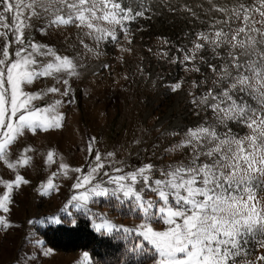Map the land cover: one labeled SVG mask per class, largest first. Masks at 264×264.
<instances>
[{"label": "rangeland", "instance_id": "obj_1", "mask_svg": "<svg viewBox=\"0 0 264 264\" xmlns=\"http://www.w3.org/2000/svg\"><path fill=\"white\" fill-rule=\"evenodd\" d=\"M44 3L48 4V0ZM240 4L264 11L258 0H124L125 6H132L143 15L122 25L94 22L105 29H115L117 39L107 36L99 41L94 38V31L89 35L86 26H77L79 21L55 25L50 23L54 18L51 11L44 12L37 7L38 14L30 18L25 11V22L29 25L24 29L25 42L46 45L56 55L73 60L76 67L75 74L62 71L22 86L27 93L59 88V92H48L32 103L48 107L60 101L51 114L62 120L61 127L46 131L24 129L6 150L7 163L0 160V181H14L17 175L28 181L13 188L10 212L0 211L11 225L0 230V264H91L90 254L89 260H84L83 253L87 251H60L35 243L43 241L41 229L58 224L52 217L59 218L60 223L74 224L78 215H83L92 222L95 231V225L105 218L130 229L142 223L143 214L139 210L131 211L132 205L120 204L115 198L93 197L88 210L78 211L69 205L62 211L71 196L83 191L73 185L88 174L95 164L97 151L105 168L93 183L102 182L103 186L111 188L114 185L107 184L108 177L103 173L117 175L113 171L116 167L132 171L151 163L156 166L153 175L159 178L160 169L181 162L187 164L192 158V148L175 146L186 139L189 129L214 125L218 132L227 133L231 129V134L240 138L252 134L251 129L235 121H227L225 127L213 110L201 103L208 90L217 87L215 82L219 79L210 65L222 69L232 49L227 43L214 48L199 39L198 34L214 37L216 30L229 32L231 28L234 32L243 27V11L239 19L232 12ZM260 11H252L250 19L254 23L249 27L264 33V17ZM67 13L65 8L62 14ZM250 35L257 40L262 38L255 32ZM4 42L5 38L0 36V47ZM196 43L204 46L196 49ZM18 47L20 45L11 43L10 53ZM186 55L191 58L185 59ZM37 59L44 63L54 61L53 56ZM64 80L68 81L67 85ZM176 84L180 87L173 90ZM66 89L68 94L63 95ZM245 99L254 107L258 106L249 97ZM109 152L114 155L108 157ZM22 159H27V163H18ZM8 163L15 167L9 168ZM61 164L68 168L62 169ZM77 168L81 171L76 172ZM49 179L55 187L44 193L43 186ZM259 179L264 180V177ZM4 191V184L0 183V195ZM145 195L162 203L151 191H146ZM259 196L264 200V191H260ZM153 212L157 218L151 221V227L155 231H166L169 225L159 218L157 209ZM118 233L132 245L143 242L148 249L146 253L152 256L144 264H154V249L147 241L134 232ZM260 239L259 236L248 238L244 245L247 255L237 257V264H264V260L258 259L264 256Z\"/></svg>", "mask_w": 264, "mask_h": 264}, {"label": "snow or ice", "instance_id": "obj_2", "mask_svg": "<svg viewBox=\"0 0 264 264\" xmlns=\"http://www.w3.org/2000/svg\"><path fill=\"white\" fill-rule=\"evenodd\" d=\"M258 2L264 8V0ZM37 7L44 12H52L54 18L51 24L67 25L79 21L77 26H86L90 30L89 35L94 31L97 41L107 36L113 40L117 37L115 29L108 30L94 22L122 25L124 21L143 15L142 11L125 6L124 0H48V4L44 0H0V36L5 38L0 47V160L6 163V150L24 129L46 131L61 127L62 117L51 114L60 101L48 107H38L32 103L48 92H59V88L27 93L22 86L62 71L75 74L76 66L67 56L56 55L46 45L25 42L24 29L29 25L25 22L24 13L27 10L29 18L37 15ZM65 8L68 9L67 15L62 14ZM241 11L244 26L234 32L230 28L229 32L216 30L214 37L198 34L199 39L214 48L227 43L232 49L222 69L210 65L219 79L215 82L217 87L209 89L201 103L211 108L219 123L225 127L227 121H235L251 129L252 134L240 138L231 134V129L227 133H220L214 125L189 129L185 133L186 139L175 146L192 148V158L187 164L181 162L160 169L159 178L153 175L156 166L151 163L132 171L116 167L113 171L117 175H109L106 171L103 173L108 177L107 184L114 185L111 188L103 186L102 182L93 183L97 174L105 168L97 151L95 164L88 174L73 185V188L83 191L71 196L62 211L67 210L69 205L78 211L88 210L93 197L115 198L120 204L129 203L132 205L131 211L139 210L143 214L140 225L130 229L117 226L105 218L95 225L96 231L128 235L134 232L154 249V264H237V257L247 255L244 245L249 237L259 236V243L264 247V200L259 196V192L264 191V180L259 179L264 177V47H260L264 45V33L249 27L250 23H254L250 19L252 11L259 9H249L240 4L232 10L237 19ZM260 15L264 17V11H260ZM252 32L262 38L257 40L250 35ZM241 33L245 35L241 36ZM11 43L20 45L14 53L9 51ZM203 46L195 44L196 49ZM38 56H53L54 61L44 63L37 59ZM190 58L185 56V59ZM63 82L68 84L67 80ZM179 87L180 84H176L173 90ZM67 94L66 89L63 95ZM245 96L258 106L254 107ZM89 151H93L91 140ZM113 155L107 153L108 157ZM201 157L206 159L201 160ZM48 160H52L51 153ZM18 163L26 164L27 159ZM8 167L15 165L8 163ZM61 168L66 170L68 166L61 164ZM75 171L80 172L81 169ZM0 183L6 189L0 195V211L9 213L13 188L28 181L17 175L14 181ZM54 187L52 179H49L43 186L44 193ZM146 191L154 193L162 203L146 197ZM153 209H157L159 218L169 225L166 231H155L151 227V221L157 218ZM51 219L60 223L57 217ZM10 226L5 216L0 215V230ZM35 243L43 246L44 242L37 240ZM127 251L142 255L148 249H145L143 242H136ZM83 256L85 261L89 260L88 252H84ZM258 259L264 260V256Z\"/></svg>", "mask_w": 264, "mask_h": 264}, {"label": "trees", "instance_id": "obj_3", "mask_svg": "<svg viewBox=\"0 0 264 264\" xmlns=\"http://www.w3.org/2000/svg\"><path fill=\"white\" fill-rule=\"evenodd\" d=\"M40 232L44 244L55 250L87 251L91 264H144L152 259L146 251L142 255L128 252L132 243L118 232L95 231L92 222L83 215H78L74 224L48 225Z\"/></svg>", "mask_w": 264, "mask_h": 264}]
</instances>
